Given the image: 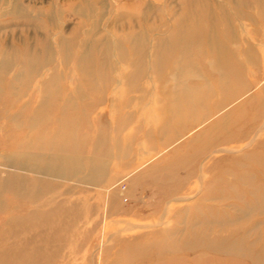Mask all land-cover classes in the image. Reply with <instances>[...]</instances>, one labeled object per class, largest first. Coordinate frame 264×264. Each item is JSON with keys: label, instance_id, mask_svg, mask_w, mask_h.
I'll return each mask as SVG.
<instances>
[{"label": "rangeland", "instance_id": "374dc122", "mask_svg": "<svg viewBox=\"0 0 264 264\" xmlns=\"http://www.w3.org/2000/svg\"><path fill=\"white\" fill-rule=\"evenodd\" d=\"M186 1L0 0V49L12 47L19 55L10 58L15 71L0 75V179L14 172L27 179L40 177L54 185L56 193L55 210L47 215L39 213L46 207L41 202L34 205L23 194H1L0 264L262 260L261 9H243L244 21L231 13L229 0H210L217 12L224 8L235 19L233 29L245 41L224 47L231 52L225 62L216 60L208 47L188 48L186 60L192 66H185L180 45L158 42L179 31ZM139 35L143 38L136 43ZM87 40L96 50L95 67L109 63L111 70L75 72ZM61 42L73 47L68 57L59 53V45L65 44ZM49 44L51 52L46 51ZM141 44L148 54L145 63L139 61ZM105 49L111 60L102 64ZM26 50L44 54L48 61L36 62V71L17 74ZM136 64L142 71L134 74L129 69ZM38 102L44 111L30 130L24 120L41 105ZM68 106L79 108L66 113L79 124L78 155L90 159L94 169L88 166L86 179L97 177L94 184L83 175L67 179L17 166L18 155H58L37 151L44 144L59 148L61 124L55 118ZM119 124V154L108 158L92 152V129L97 125L113 134ZM101 163L106 169L99 177L96 169ZM65 188H71L68 209L67 194L61 197L57 192ZM46 197L42 200L48 202ZM52 218L55 223L37 222ZM27 220L34 222L33 228L25 229ZM219 240L237 245L244 254L216 249ZM25 251L33 253L34 262Z\"/></svg>", "mask_w": 264, "mask_h": 264}, {"label": "bare ground", "instance_id": "6f19581e", "mask_svg": "<svg viewBox=\"0 0 264 264\" xmlns=\"http://www.w3.org/2000/svg\"><path fill=\"white\" fill-rule=\"evenodd\" d=\"M229 1L232 4L231 13H234L233 15H236L238 18L247 21L245 20L246 17L244 16L243 9L252 7L258 10L261 9L260 13H258L259 18L261 16V19L264 20V0H229ZM218 9H220V6H218ZM221 9L223 10V12L219 10L217 12L214 4L210 0H187L185 19L181 23L179 27V31L172 36L169 35L165 38H162L161 40H159L158 44L165 47H174L180 45L182 49L178 50V52H182L181 55L183 56L182 64L185 66H192L190 60H186L187 55L189 53L188 48L191 47L192 48L208 47L210 50V54L214 56L216 60L218 59L219 61L225 62L226 58L230 56L231 52L226 51L225 50L226 48L224 49V47L228 44H232L237 41L243 42L245 41L244 40L245 38H243L240 34L238 35L236 33V30L233 29L234 26L236 25L235 19L233 20L228 15V12L224 10V8ZM142 38L143 37L139 35V37L136 40V43H140L141 42L140 40ZM61 43H65V44H63V46L59 45L60 47L59 53L62 54L63 57H68L69 52L73 47L69 42H61ZM81 45L79 44L78 46L81 47ZM47 46L49 47L46 48V51L51 52L52 51V48L50 47L51 45L49 44ZM141 47H142V52H140L139 61L141 63H145L148 54H146L145 49H143L145 48L143 44H141ZM22 50L24 49H21V51ZM95 51L96 50L94 48L93 43H90V41L87 40L82 45L80 54H78L77 62L80 63V67L78 66L75 72L91 74L95 72L105 73L111 70V66L108 63L111 60L110 59L111 56L109 55V50L105 49L106 53L104 52L103 57H101L102 64L103 62L104 63L107 62L108 66L106 65V67H104L103 65H100V67L97 68L95 67V63H94L95 60H97ZM25 54H27V58H24V60L22 61L23 66L21 69H19L21 71L17 70L18 71L17 74L36 71V69L34 70L32 68L36 62L40 63L44 59H46L45 62L48 61L47 58H44V54H39V52H35V53L34 51L27 52L26 50L24 52V55ZM17 55H18L17 51H15V49L12 47H8V48L3 47V49H0V75H5V74L7 75L15 71L10 58L15 59ZM119 57H121L120 59H122L123 57L121 50L119 53ZM41 68H38L37 71L41 72L42 71ZM129 70L133 71L134 74H136L137 72L140 73L142 71V67L140 68L136 64L134 66H131ZM43 100L44 99H41V101ZM69 101L70 99H68V102ZM38 103L41 105H39L37 109H32L31 111L32 113L27 115L26 120H24L25 122L28 123V127L30 128V130H32L33 125H35V121L40 119L39 115L41 111H44L42 108V103L41 102ZM178 104L180 105L181 103ZM73 109L75 111L79 110V108H77L76 106H68L67 108L63 107L62 113L55 118V121H58V123L61 124L60 125L61 129L57 131V135L61 134L60 136H62L61 137L62 139H60L59 148L55 150V147L53 146L49 147L46 144L42 145L43 147H38L37 152H39V154L42 152L44 154H58V155H53V156L44 155L43 158H41L40 155H33L28 158L23 157L22 155L21 156L18 155L15 156V158L17 161L16 162L17 166L19 168L26 170H33L36 173H43L46 175L62 177L67 179H72L79 175H83L84 181L94 184V181L97 177H94L90 181H87L86 179L87 168L88 166H90V159L84 160V158H80V156L78 155L79 148L81 147L79 144L80 140H78L79 134H77L79 124L74 116L72 117L71 115L66 113ZM119 127L120 128L117 127L115 132L111 134L101 129L100 127H97L96 125V127L92 129L93 131L90 132V136L92 138L90 139L89 137L90 142H92V144L90 143L91 151L92 152L98 151L99 154H103V156L105 157L108 156V158L112 157V154H117V153L119 154V152L122 150L123 147L120 145L119 142L120 133L123 130L122 128L123 126L119 124ZM25 150L27 149L25 148ZM25 150L23 149L21 154H24ZM11 159L14 161L13 157ZM90 169H94V168L90 166ZM105 169L106 167L104 166V164L101 165V168L96 169L97 171L96 174L102 175ZM53 187L54 185L50 184L46 180H41L40 177L27 179L14 172L9 176V178L0 179V196L5 192H12L14 194H23L25 198L27 197V199L31 204L35 205L41 202L44 205H46L45 209H42L43 211H40L39 213L47 215L49 213H52L56 207V201H55L56 193L52 192ZM70 189L71 188H65L63 192L61 191V193L57 191L59 196L61 197L67 194V200H66L67 209L72 207L71 194L69 193ZM46 195L47 197L49 196L48 202L42 200V198H45ZM49 207L52 208L49 209ZM74 213L77 214V211H75ZM31 214H36V213L31 212ZM37 222L52 224L55 223L56 221L55 219L52 218V219L39 220ZM33 223H34L33 221L27 220L23 222V226L27 227V228L25 227V229H29V227L33 228L32 227ZM215 246L216 249L218 250L222 249L225 251H230V252L233 251L238 253L244 252L243 249L241 248L239 249L237 245L227 244L224 240H219V242ZM23 254H26V257L30 263L35 261V256L30 251H25ZM1 262H3V260H1ZM257 264H264V255L262 256V260L260 259Z\"/></svg>", "mask_w": 264, "mask_h": 264}]
</instances>
